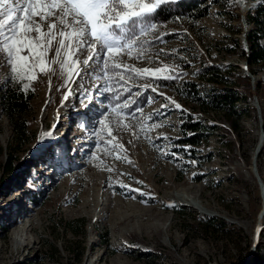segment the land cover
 <instances>
[{
  "label": "rangeland",
  "instance_id": "374dc122",
  "mask_svg": "<svg viewBox=\"0 0 264 264\" xmlns=\"http://www.w3.org/2000/svg\"><path fill=\"white\" fill-rule=\"evenodd\" d=\"M259 1L242 0L229 7L225 0H205V15H180L179 23L173 22L177 16L165 21L160 32L181 35L165 37L166 43L155 48L180 49L179 55L186 56L191 64L175 59L187 74L178 82H163L167 87L158 91L176 99L188 112L182 116L170 110L167 126L146 133L138 132L137 121L125 120L132 125L128 129L113 125V135L126 149L120 155H126L131 163L115 159V153L96 149L92 131L108 101L104 95L95 96L90 80L84 82L95 97L89 105L88 128L85 135L75 138L79 141L76 146L66 140L71 144L69 151L76 153L69 156V164L62 165L57 160V155L63 154L58 152L55 135L63 125L68 124L74 132L84 123L85 118L79 115V90L62 102L67 89H56L63 81L52 77L49 91V77L39 74L31 85L34 91L24 92L32 96L25 115L30 138L21 146L14 144L12 130L0 109V145L15 157L11 173L6 174L1 168L4 152L0 155V264H264L256 248L264 250V211L257 225L264 202V149L257 159L259 149L254 156L256 174L251 171L253 150L264 129V64L252 80L246 76L240 57L246 48L240 34L232 33L236 27L242 31L241 18ZM162 59L164 63L173 62ZM123 60L137 67L159 66L158 62L148 64L127 57ZM209 66L227 78L223 86L231 87L241 97L238 106L245 113L238 120L236 132L220 113L202 112L194 97L180 89L185 81L193 82L200 95L220 89L222 85L201 74ZM8 71L7 67L0 68V91L6 85ZM147 95L155 94L149 90ZM164 103V98L157 96L151 105L143 104V111L152 113ZM164 119L159 116L160 121ZM188 120L205 128L198 133L199 141L194 145L178 143L190 135L182 131ZM49 131L53 135L46 137ZM145 135L152 138L151 143ZM165 135L171 141L163 139ZM185 146L191 147L185 151ZM94 150L97 159L92 156ZM169 151L177 156L164 154ZM191 160L197 163H187ZM121 183L150 193L153 198L143 202L146 197L141 192L121 188ZM16 188L21 191L9 195ZM182 191L195 197L209 213L172 198ZM170 202L176 206L167 207ZM77 218L85 224L83 235L75 238L59 222ZM15 221L18 225L11 227ZM256 226L262 230L256 233L255 243ZM69 241L79 246L76 257H69ZM53 249L55 253L51 255Z\"/></svg>",
  "mask_w": 264,
  "mask_h": 264
},
{
  "label": "snow or ice",
  "instance_id": "6c2138e0",
  "mask_svg": "<svg viewBox=\"0 0 264 264\" xmlns=\"http://www.w3.org/2000/svg\"><path fill=\"white\" fill-rule=\"evenodd\" d=\"M175 2L0 0V68L9 69L4 82L20 85L22 92L34 91L32 83L39 79V74H43L49 77L51 91L52 77L55 76L63 81L56 90L67 89L62 102L68 101L79 90L80 104L88 108L95 98L84 83L90 80L91 86L95 87V96L104 95L108 101L101 118L96 121L97 127L92 131L96 137V149L105 154L115 153V159L131 163L126 155H120L126 149L113 135V125L128 129L132 125L126 124L125 120L137 121L138 132L146 133L152 128L167 126V113L170 110L179 111L182 116L188 112L176 99L158 91L159 88L167 87L163 82H178L187 74L182 64L174 62L175 59L191 64L186 56L179 55L180 49L166 51L164 48H155L159 43H166L165 37L181 35L160 32L165 22L158 19L159 12L164 6ZM240 2L242 0H225L229 7ZM180 20L181 17L177 16L173 22L179 23ZM184 35H187L186 30ZM124 57L147 61L148 64L158 62L159 66L137 67L124 62ZM162 57L170 58L173 62L164 63ZM73 85H77V88ZM149 90L155 95H147ZM157 96L163 97L165 103L160 109L145 114L143 104L151 105ZM159 116L165 119L160 121ZM133 134L137 135L136 132ZM44 135L52 136L53 132ZM145 139L152 142V138L147 135ZM163 139L171 141L166 135ZM190 147L185 146V151ZM157 148L159 150V146ZM164 154L173 158L177 156L171 151ZM92 156L98 158L96 150ZM187 163L195 165L197 161ZM138 183L142 184L143 181ZM120 187L141 192L146 197L143 202L153 198L150 193L131 189L129 185L121 183ZM166 206L175 207L176 204L170 202ZM261 230L258 228L257 232Z\"/></svg>",
  "mask_w": 264,
  "mask_h": 264
},
{
  "label": "trees",
  "instance_id": "16d2710c",
  "mask_svg": "<svg viewBox=\"0 0 264 264\" xmlns=\"http://www.w3.org/2000/svg\"><path fill=\"white\" fill-rule=\"evenodd\" d=\"M205 0H176L175 3L166 5L159 12L158 19L165 22L172 17L186 15L193 18H198L206 13ZM234 17H237L236 15ZM245 24L248 26L244 33V45L246 50L240 52V57L245 61L247 71L251 75H255L259 66L264 64V0H260L255 7L243 17ZM241 29L236 27L232 30L233 34H240ZM201 74H205L206 78L215 84H220L222 87L218 90L211 89L204 95H200L193 82L185 81L180 87L181 91L187 95L194 97V101L199 105L200 110L204 113L217 112L220 113L225 120L228 121L233 131L238 130V120L245 113L243 108H239L241 97L238 93L228 86H223L227 78L213 66L202 69ZM31 95L20 90L19 85L6 84L0 91V109L1 114L8 122L14 138V144L21 146L29 141V134L26 127L25 115L29 109ZM264 125V124H263ZM264 127V126H263ZM204 126L196 121H186L182 125L184 133H190L184 140L178 141L180 144L188 143L190 145L197 144L199 139L198 133L203 131ZM264 149V139L257 153L256 159ZM4 152V153H3ZM3 153L4 163L1 168L6 173H11L15 157L9 152L3 151L0 145V155ZM257 172L258 168H256ZM264 185V184H263ZM183 214V212H181ZM212 219V218H207ZM84 220L77 218L68 221H61L59 225L73 237L83 235ZM205 228V225H203ZM259 251L257 257L264 262V250L256 247ZM69 257H76L80 254V249L76 241H69L66 246ZM55 250H50L53 255ZM258 259V258H257Z\"/></svg>",
  "mask_w": 264,
  "mask_h": 264
},
{
  "label": "bare ground",
  "instance_id": "6f19581e",
  "mask_svg": "<svg viewBox=\"0 0 264 264\" xmlns=\"http://www.w3.org/2000/svg\"><path fill=\"white\" fill-rule=\"evenodd\" d=\"M244 12V11H243ZM90 107V106H89ZM89 107L88 108H84V109H82V106H81V109H79V111H80V114L79 115H81L82 117H83V120H84V118H85V120H84V128H82L81 129V136H83V134L85 133V131H87V128H88V121H87V117L89 116V115H87V114H89ZM80 108V107H79ZM88 109V112H86V110ZM94 116H96V114H94ZM63 127H64V129L65 130H67V131H72V129L73 128H71V127H69L68 126V124L67 125H63ZM77 129V128H76ZM84 132V133H83ZM83 133V134H82ZM74 134H76L75 135V137H81L80 136V134H79V132H78V130L77 131H75L74 130ZM85 135V134H84ZM60 135H55V142L56 143H58L59 144V147L62 149V150H64V140H63V138H61V137H59ZM86 139V138H85ZM264 139V138H263ZM263 141V140H262ZM262 141H261V144H262ZM85 143H87L86 141H85ZM73 152H74V150H73ZM67 153H68V151H67ZM63 154V156H60V157H58V155H57V160L59 161V163H61L62 165L63 164H66V162H68V164L69 163H71V159H69L70 157L68 156V154ZM74 154H76L75 152H74ZM62 158V159H61ZM76 164H73V166H75ZM66 166V165H65ZM31 180H33V178L31 179ZM30 180V181H31ZM31 183V182H30ZM21 191V189H19V188H16V189H13V190H11L10 191V193H9V195L10 194H15L16 192L18 193V192H20ZM187 191V190H186ZM172 198L173 199H176V200H179V201H182V202H186V203H189V204H191V205H193V206H195V207H197L198 209H200V210H202L203 212H206V213H209V210L207 209V208H205L202 204H201V202H198L196 199H195V197H193V196H190V195H188V194H185L183 191L182 192H180V193H178V194H175L174 196H172ZM21 220V219H20ZM19 222V221H18ZM119 222H121V221H119ZM18 225V223H17V221H15V223H12V224H10V226L11 227H16ZM256 237V236H255ZM255 241V243H256V239L254 240Z\"/></svg>",
  "mask_w": 264,
  "mask_h": 264
},
{
  "label": "water",
  "instance_id": "95a60500",
  "mask_svg": "<svg viewBox=\"0 0 264 264\" xmlns=\"http://www.w3.org/2000/svg\"><path fill=\"white\" fill-rule=\"evenodd\" d=\"M241 22H242V31H241L239 37L241 38L242 42L244 43L245 23H244L243 18H241ZM241 65H242V69L244 71V74L246 76H248L252 80V78H253L252 75L245 68V61H243L241 63ZM253 103H254L255 108L257 109L256 100H255L254 97H253ZM263 138H264V129H262L260 134L258 135V140H257L256 145H255L254 150H253V156H252V160H251V166H252L251 167V171H252L253 174H256L255 167H254V156H255L256 152L258 151V149H259V147L261 145V141L263 140ZM257 182H258V185H259V188H260V193L263 194V190L261 188L260 181L257 180ZM263 211H264V202L262 203L261 210L259 211V214L257 216V225H258V218L260 217V215H261V213ZM257 229H258V227L256 226L255 230H254V233H253V237H254L253 238V242H254V239H255V236H256V233H257Z\"/></svg>",
  "mask_w": 264,
  "mask_h": 264
}]
</instances>
